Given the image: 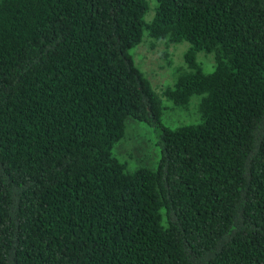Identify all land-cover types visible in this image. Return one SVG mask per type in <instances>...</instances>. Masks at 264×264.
<instances>
[{"label": "trees", "instance_id": "trees-1", "mask_svg": "<svg viewBox=\"0 0 264 264\" xmlns=\"http://www.w3.org/2000/svg\"><path fill=\"white\" fill-rule=\"evenodd\" d=\"M150 9L0 0V264H264V0ZM144 36L188 43L163 94L189 121L164 123ZM129 119L155 168L116 154Z\"/></svg>", "mask_w": 264, "mask_h": 264}, {"label": "rangeland", "instance_id": "rangeland-1", "mask_svg": "<svg viewBox=\"0 0 264 264\" xmlns=\"http://www.w3.org/2000/svg\"><path fill=\"white\" fill-rule=\"evenodd\" d=\"M154 2L155 0H149L151 9L146 16L147 19L153 14ZM187 46L186 42L166 43L144 36L131 50L135 65L146 75L161 96L165 105L162 118L164 123L171 126L189 121V117L194 113L191 112L192 106L188 108L176 106L163 94L165 88L173 82L176 71L186 67L184 52ZM197 60L206 71L212 70V55L199 53ZM115 150L116 154L125 159L131 167L155 168L159 158V150L154 143L151 129L135 119L127 121L125 137Z\"/></svg>", "mask_w": 264, "mask_h": 264}]
</instances>
